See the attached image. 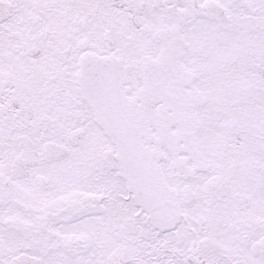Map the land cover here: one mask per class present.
<instances>
[{
    "label": "snow or ice",
    "instance_id": "obj_1",
    "mask_svg": "<svg viewBox=\"0 0 264 264\" xmlns=\"http://www.w3.org/2000/svg\"><path fill=\"white\" fill-rule=\"evenodd\" d=\"M0 264H264V0H0Z\"/></svg>",
    "mask_w": 264,
    "mask_h": 264
}]
</instances>
